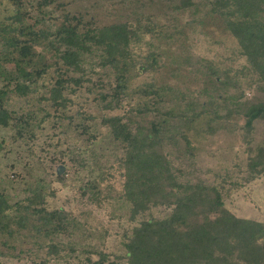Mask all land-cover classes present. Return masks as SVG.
Wrapping results in <instances>:
<instances>
[{
    "label": "trees",
    "instance_id": "trees-1",
    "mask_svg": "<svg viewBox=\"0 0 264 264\" xmlns=\"http://www.w3.org/2000/svg\"><path fill=\"white\" fill-rule=\"evenodd\" d=\"M170 1L178 3L175 6L180 11L199 12L197 9L204 8L206 17L213 16L236 38L238 54L246 60L234 73L231 68H207L201 93L205 99L188 104L190 113L165 111V97L173 94L170 86H159L152 80L144 89H130L133 76L154 73L165 64V49L173 44L176 32L175 26L161 22L158 18L162 16L155 14L165 10H117L121 17L113 15V19L97 17L90 11H64L53 19L45 10L36 17L28 10H16L0 22V128H9L14 142L23 141L33 149L41 138L51 140L50 131H58L65 139L61 143L70 148L63 121L75 117L87 123L100 119L123 150L119 196L130 204L133 223L123 235L122 254L94 247L78 254L71 239L66 246L57 240L63 234L69 236L72 225H79L75 214L65 208L44 207L41 188L27 190L15 202L0 190L3 246L14 245L11 239L29 230L48 241L41 245L45 252L40 262L34 264H120L122 260L126 264H264V222L237 216L225 201L227 185H243L251 181L250 176L234 182L227 173L219 174L221 181L216 184L183 181L165 150L167 142L177 143L178 139L193 150L188 132L198 122L204 121L205 132L213 135L220 129L217 124L233 115L244 120L242 129L248 133L255 121L264 119V0ZM120 4L125 9L131 6L130 0H120ZM145 41L150 50L138 52ZM43 42L53 59L51 63L38 50ZM91 54L100 57L107 82L87 74L85 60ZM192 60L189 51L184 62L192 66ZM55 65L58 73L48 82V72ZM85 88L94 95L101 115L83 107L71 114L70 94ZM231 89L234 93L228 96ZM247 89L253 92V100L246 97ZM32 94L56 106L61 117L45 108L22 110L8 104L13 95L28 98ZM138 96L149 99L138 100ZM232 104L236 110H232ZM125 107L128 110L124 111ZM173 121L182 125L173 126ZM5 146L6 140H0V154ZM261 155L263 172L264 149ZM59 162L66 164V159ZM161 207L166 213L155 216L153 210ZM23 252L20 248L12 254ZM5 253L0 250V256Z\"/></svg>",
    "mask_w": 264,
    "mask_h": 264
},
{
    "label": "rangeland",
    "instance_id": "rangeland-1",
    "mask_svg": "<svg viewBox=\"0 0 264 264\" xmlns=\"http://www.w3.org/2000/svg\"><path fill=\"white\" fill-rule=\"evenodd\" d=\"M130 2L131 6L125 9L120 0H0V22L7 20L16 10H28L34 17L41 16V11L45 10L53 19H58L64 11L74 13L90 11L97 17L104 15L105 18L113 19L115 18L113 15L119 16L117 10H124L121 13L132 9L147 13L149 10L153 12L165 10L155 13L158 14L156 16H162L158 20L171 23L176 29L173 44L169 49H165V64L154 73L133 76L130 83V89L133 90L144 89L146 83L152 80L157 81L159 86H170L174 96L165 97L163 103L165 111L173 109L175 112L190 113L188 104L205 99L201 93L209 72L207 68L211 66L231 68L234 73V70L246 63L245 58L238 54L236 38L213 16L206 17L204 8L197 9L199 12L180 11L181 9L175 6L178 3L170 0ZM174 17L176 19L173 22ZM147 39H150L149 35ZM45 45V42L40 44L38 50L46 54L48 56L45 55L46 61L51 63L53 59L48 49L44 48ZM186 45H189L190 50ZM138 49L140 53H147L150 50L146 41L144 45L140 44ZM189 51L193 57L192 66L184 62ZM99 61L98 55L86 56L87 74L92 75L94 79H103L107 82L109 77L103 73ZM57 66L49 70L48 74L50 73L51 77L48 78V82L54 80L53 77L58 73ZM246 80L247 78L243 79L244 82ZM233 93L234 90L231 89L227 95L231 96ZM70 96L72 115L78 107L91 109L98 116L102 114L101 109L95 105L94 95L86 88L78 89ZM253 96V92L247 89L246 97L253 100ZM143 99L148 100L149 97L138 96V100ZM8 104L11 108L22 110L45 108L57 118L62 115L56 106L49 101H41L33 94L28 98L13 95ZM231 107L232 110H236L234 104ZM125 110H128V107H125ZM104 112L107 115L111 114V111ZM97 120L87 123L86 120L75 117L74 120L63 121L67 130L66 137L72 144L69 145L70 148L68 144L61 143V139L62 141L65 139L60 137L58 131H50L51 140H45L46 137H43L39 140V145L33 149L23 141L14 142L9 128H0V140H6L5 149L0 154V190L15 202L24 197L27 190L41 188L45 195L42 203L44 207L65 208L79 220L76 228L73 225L70 227L69 236L63 234L58 237L57 240L64 246L71 239L78 248V254L83 249L89 250L93 247L113 254H122L123 235L133 225L129 218L130 204L119 196L121 189L119 164L123 150L110 133L109 127L101 125L100 119ZM171 124L182 125L180 121H173ZM243 124L244 120L233 115L217 124L220 127L218 132L208 135L204 129V121L198 122L194 124L193 130L188 132L193 142V150L188 149L185 141L181 139H178L177 143H174V140L167 142L165 150L172 160L173 170L180 173L183 181L200 180L207 184H216L221 181V178L217 177L219 174L227 173L234 182L250 176L251 181L243 185L233 188L230 183L227 185L226 206L239 217L264 222V171H261L264 119L255 121L254 129L249 133L242 129ZM93 134L97 135V138ZM74 147L77 148L76 151ZM63 158L66 159V164L59 162ZM60 166L64 169L58 173ZM84 190H87L86 193ZM166 211L161 207L153 210V213L155 216H163ZM2 241L0 238V250L6 253L0 256V264H34V261L39 263L45 252V247L41 245L48 242L43 235L39 236L29 230H23L17 239H11L16 249L12 248L14 245L3 246ZM20 248H24L21 255L12 254ZM120 264L126 263L122 260Z\"/></svg>",
    "mask_w": 264,
    "mask_h": 264
},
{
    "label": "water",
    "instance_id": "water-1",
    "mask_svg": "<svg viewBox=\"0 0 264 264\" xmlns=\"http://www.w3.org/2000/svg\"><path fill=\"white\" fill-rule=\"evenodd\" d=\"M63 166H60L59 168H58V173H61L62 171H63Z\"/></svg>",
    "mask_w": 264,
    "mask_h": 264
}]
</instances>
